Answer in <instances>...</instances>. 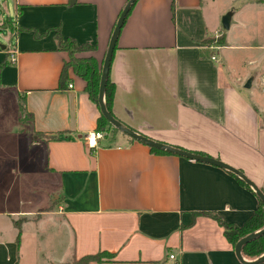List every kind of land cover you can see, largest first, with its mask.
Segmentation results:
<instances>
[{"label":"crops","instance_id":"obj_1","mask_svg":"<svg viewBox=\"0 0 264 264\" xmlns=\"http://www.w3.org/2000/svg\"><path fill=\"white\" fill-rule=\"evenodd\" d=\"M12 2L13 19L1 24L14 45L0 50V264H65L99 251L112 259L90 264H241L219 223L198 214L241 226L259 205L251 190L222 169L155 154L119 132L94 138L100 112L84 81L68 68L58 87L68 54L55 34L95 46L76 56L101 65L127 0ZM221 29L202 0H173V12L171 0H137L109 67L111 113L147 138L239 170L264 191V107L223 63L230 43ZM220 34L217 49L203 41ZM19 96L32 116L23 124ZM29 240L47 255H25Z\"/></svg>","mask_w":264,"mask_h":264},{"label":"rangeland","instance_id":"obj_2","mask_svg":"<svg viewBox=\"0 0 264 264\" xmlns=\"http://www.w3.org/2000/svg\"><path fill=\"white\" fill-rule=\"evenodd\" d=\"M13 7L12 0H0V50L2 46L10 48L14 45L13 36L9 31L1 28L5 18L13 19ZM202 7L207 19L220 22L221 28L222 17L227 15L229 18L227 35L230 47L222 52L223 63L229 65L233 75L242 81L253 77L257 85L253 83L250 89L241 87L240 90L248 100H255V103L264 107V88L262 89L258 85H262L264 80V0H202ZM218 45L214 42L211 47ZM261 55V73H259L255 64ZM220 80L223 83L226 81L224 75ZM108 133L107 136L118 134L117 132ZM119 134L122 133L119 132ZM26 242L23 247L25 255L31 256L33 259L43 258L47 255V248L39 247L38 250L33 244H31L32 247L30 246V240Z\"/></svg>","mask_w":264,"mask_h":264},{"label":"trees","instance_id":"obj_3","mask_svg":"<svg viewBox=\"0 0 264 264\" xmlns=\"http://www.w3.org/2000/svg\"><path fill=\"white\" fill-rule=\"evenodd\" d=\"M171 9L173 12V0H171ZM130 12V11H129ZM129 14V13H128ZM127 14V15H128ZM127 17V16H126ZM55 40L57 44V49L67 52L68 61L63 63L60 78H59V89L64 87V82L67 80L66 71L70 68L73 73L81 78L84 83V92L87 94L88 98L97 105V95H98V86L100 80V72L101 67L100 64L93 56L87 57H77V53L93 51L95 50V46L82 44L77 45L76 42L72 39H62L58 33L55 34ZM208 44H212L214 42L219 45H224L225 38L224 34H220L217 38L208 37L203 40ZM2 65H0L1 67ZM105 105L108 112L111 113V102H112V89L111 84L107 80L105 87ZM18 110H19V121L23 124L26 123L27 120H31L32 116L29 114L24 107V99L23 97H18ZM113 116V115H112ZM108 132H118L113 127H111L108 122L100 115L97 119L96 124V133H101L104 137H107ZM108 133V134H107ZM43 135V134H37ZM45 139L56 140L58 139V134L44 136ZM132 140V139H131ZM150 152L155 154H166L165 152H161L154 148H149ZM241 185L250 190L243 182L237 179ZM264 194V191H262ZM198 215H206L213 220L217 221L219 225L223 229V236L225 239L234 247L235 243L242 237L255 232L264 227V204L259 200L258 207L252 212V214L244 221L241 226H235L233 224L226 223L220 220L215 214L210 212H200ZM264 252V234L254 241L248 243L241 250V254L243 257L247 259H255L260 256ZM112 259V255L106 251H99L95 254H90L83 256L77 260H73L69 263L65 264H90L92 262L102 263L105 261H109Z\"/></svg>","mask_w":264,"mask_h":264},{"label":"water","instance_id":"obj_4","mask_svg":"<svg viewBox=\"0 0 264 264\" xmlns=\"http://www.w3.org/2000/svg\"><path fill=\"white\" fill-rule=\"evenodd\" d=\"M137 0H127L125 5L123 6L122 10L120 11L117 20L115 22V25L113 27V30L110 34V38L108 41L107 49L101 64V72H100V80H99V86H98V95H97V105L100 112V115L108 122V124L113 127L118 132L122 133L123 135L127 136L128 138L143 144L149 148H154L156 150H159L161 152H165L167 154H172L190 161L198 162V163H204L208 164L214 167H217L219 169H222L233 176H235L237 179H239L241 182H243L264 204V194L263 192L254 184L252 183L248 178L245 177L243 173H241L239 170L217 160L214 158H211L209 156L199 155L195 154L180 148H176L161 142L154 141L150 138H147L137 132H134L133 130L129 129L128 127L124 126L121 122H119L117 119H115L107 110L105 105V87L106 82L108 80V73H109V67L111 64L113 52L116 46V42L121 30V27L123 26V23L125 21V18L127 14L129 13L130 9L134 5V3ZM227 15H224L221 19V25L223 30H227L229 27V21H228ZM251 84V79H248L246 83L244 84V88L249 89ZM264 234V227L252 232L250 234H247L246 236L240 238L234 245V254L237 258V260L241 264H261L264 263V252L258 256L256 259L251 261L244 260L241 250L244 246H246L248 243L254 241L255 239L259 238Z\"/></svg>","mask_w":264,"mask_h":264},{"label":"built area","instance_id":"obj_5","mask_svg":"<svg viewBox=\"0 0 264 264\" xmlns=\"http://www.w3.org/2000/svg\"><path fill=\"white\" fill-rule=\"evenodd\" d=\"M211 48H212V49H217V47H211ZM211 59L214 60L215 58H214V57H211ZM12 60H13V59H12ZM68 87L71 88V85H69ZM93 137L96 138V139H100V138H102V135H101L100 133H95V134L93 135ZM87 140H88V144H90L91 141H89V137H87ZM169 258H170V259H173V256L170 255Z\"/></svg>","mask_w":264,"mask_h":264}]
</instances>
